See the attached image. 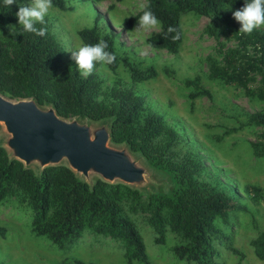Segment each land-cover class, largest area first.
I'll use <instances>...</instances> for the list:
<instances>
[{
    "label": "trees",
    "instance_id": "obj_1",
    "mask_svg": "<svg viewBox=\"0 0 264 264\" xmlns=\"http://www.w3.org/2000/svg\"><path fill=\"white\" fill-rule=\"evenodd\" d=\"M24 1L16 0L7 7L0 0L1 31L6 32L9 25L16 23L18 6ZM144 1L143 9L150 10L161 22L158 32L145 39L147 47L175 54L182 41L179 17L188 12L211 16L215 23L210 30H219L224 36L231 37L237 47L222 54V66L210 67L209 77L224 85L240 87L247 95L264 101V31L255 29L251 34L238 33L241 25L233 18V12L242 8L245 0ZM51 2L52 9L69 10L64 0ZM142 13L143 10L125 19L123 26L131 28ZM97 18L93 27L80 29L76 35L82 45L104 40L108 45L106 51L116 57L105 67L115 73L118 62L112 36L98 33ZM36 27L44 26L37 24ZM169 27L176 31L169 33ZM15 29L12 33L7 32L10 53L0 42V93H5L10 100L32 99L39 107L49 105L58 117L65 120L74 118L90 124L107 123L109 144L125 146L130 154L141 158L145 167L167 176L169 188L155 192L152 181L147 189H138L118 182L109 184L98 177L87 183L64 164L45 167L38 172L10 159L0 145V201L10 193L20 192L32 212L30 228L35 236L45 237L57 247L72 244L84 233L108 238L121 244L127 264L133 261L148 263L140 236L123 213L122 202L126 200L131 201L134 211L149 214L148 222L156 234L155 243L164 242L166 229L183 239L184 243L173 249L178 260L218 264L215 262L218 253L212 246L214 239L241 258L242 255L232 248L230 238L216 231L214 222L230 210L242 211L245 207L230 203L220 194L209 193L195 181L197 166L189 157L176 160L173 151L176 136L163 127L162 118L157 114L142 116L141 100L133 97L127 89H112L108 104L98 101L99 82L93 74L82 77L74 68L58 70L62 48L48 30L41 37L22 32L21 27ZM177 33L180 38L174 40ZM248 48L254 51V57L247 56ZM122 64L132 85L156 76L152 67L138 69L126 61ZM253 73L259 75L261 85L250 90L246 86ZM184 85L191 88L189 99H211L210 92L200 85L198 78L186 80ZM248 120L262 128L260 140L249 144L250 152L254 158L264 157V114L254 113ZM160 138L164 143L160 149H155L153 143ZM241 193L250 204L262 203L264 206V194L260 188L244 185ZM142 196L145 203L140 201ZM3 234L4 230L0 228V237ZM248 244L254 258L264 261V231Z\"/></svg>",
    "mask_w": 264,
    "mask_h": 264
},
{
    "label": "rangeland",
    "instance_id": "obj_2",
    "mask_svg": "<svg viewBox=\"0 0 264 264\" xmlns=\"http://www.w3.org/2000/svg\"><path fill=\"white\" fill-rule=\"evenodd\" d=\"M32 0L21 5L30 6ZM67 11L49 9L42 25L55 38L62 48L58 70L74 68L72 51L83 46L76 32L94 26L100 35H111L113 50L117 56L115 73L109 72L105 65L97 63L92 71L99 82L100 94L97 100L108 104L112 89H127L132 96L141 100L142 116L157 114L162 118L163 127L176 136L173 151L177 161L189 157L197 166L194 179L211 194H220L230 203L245 207L242 211L230 210L214 222L219 233L229 237L231 246L239 254H231L223 244L214 239L212 246L217 251L215 262L218 264H264L254 258L249 241L264 231V206L253 205L241 193L244 185L261 189L264 194V157L254 158L249 144L260 140L262 128L253 125L248 118L254 113L264 114V101L247 95L237 86L224 85L209 77L210 67L222 66V54L236 49V41L224 36L219 30L213 32L215 21L211 16H201L193 12L182 14L179 25L182 41L177 53L169 54L163 50L146 46L145 39L158 32L133 31L135 24L127 29L125 19L136 16L144 7V0H105L89 2L64 0ZM15 28L18 23L11 24ZM41 25V24H40ZM264 31V27L258 28ZM8 31L0 30V42L10 53ZM247 56L254 57L252 49ZM124 61L138 69L152 67L156 76L148 81L132 85ZM236 67V66H234ZM198 78L200 85L211 94V99L188 98L191 88L184 81ZM261 85L259 75L251 74L247 88L255 90ZM8 99L5 93H0ZM69 120V119H66ZM80 122H85L84 120ZM4 137L0 125V140ZM164 139L153 143L160 149ZM120 147V146H115ZM139 155V154H138ZM139 161L143 164L141 158ZM144 165V164H143ZM154 180L155 192L169 188L167 176L148 169ZM96 177L90 175L89 181ZM20 192L7 195L0 201V264H127L119 242L84 233L70 245L57 247L42 236H35L30 228L32 212ZM145 203L144 196L140 199ZM123 213L133 223L144 247L148 264H193L178 260L173 249L184 243L183 239L166 229L164 242H154L155 232L148 219L149 214L131 208V201L122 202ZM131 264H142L136 261Z\"/></svg>",
    "mask_w": 264,
    "mask_h": 264
},
{
    "label": "water",
    "instance_id": "obj_3",
    "mask_svg": "<svg viewBox=\"0 0 264 264\" xmlns=\"http://www.w3.org/2000/svg\"><path fill=\"white\" fill-rule=\"evenodd\" d=\"M0 145L10 159L24 168L41 171L64 164L89 183L95 175L103 182H118L147 189L154 177L125 146L109 144L107 123L90 124L58 117L49 105L39 107L32 99L10 100L0 95Z\"/></svg>",
    "mask_w": 264,
    "mask_h": 264
},
{
    "label": "clouds",
    "instance_id": "obj_4",
    "mask_svg": "<svg viewBox=\"0 0 264 264\" xmlns=\"http://www.w3.org/2000/svg\"><path fill=\"white\" fill-rule=\"evenodd\" d=\"M4 5L9 7L16 3V0H3ZM52 7L51 0H32L30 6L19 7L16 16L21 26L22 32L33 33L37 36H45L46 27L37 28V24L45 23V16L48 15ZM142 15L137 21V27L133 31L152 32L159 28L160 21L150 11L143 9ZM233 18L241 25L239 32L241 34H251L255 29L264 27V0H245L244 6L233 12ZM11 33L16 31L12 25L8 26ZM176 29L169 27L168 32H175ZM177 33L173 39H179ZM108 45L104 40H99L93 45H83L77 50L72 51V60L77 65V71L82 77L91 75L97 63L101 65L112 64L116 57L114 54L106 51Z\"/></svg>",
    "mask_w": 264,
    "mask_h": 264
}]
</instances>
